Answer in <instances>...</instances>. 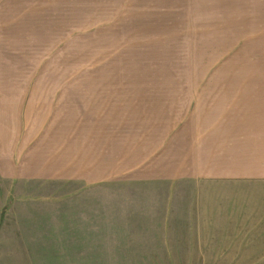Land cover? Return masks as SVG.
I'll list each match as a JSON object with an SVG mask.
<instances>
[{
	"label": "rangeland",
	"instance_id": "obj_1",
	"mask_svg": "<svg viewBox=\"0 0 264 264\" xmlns=\"http://www.w3.org/2000/svg\"><path fill=\"white\" fill-rule=\"evenodd\" d=\"M1 24L0 264H264V0H0ZM195 164L260 177L173 219L213 190Z\"/></svg>",
	"mask_w": 264,
	"mask_h": 264
},
{
	"label": "crops",
	"instance_id": "obj_2",
	"mask_svg": "<svg viewBox=\"0 0 264 264\" xmlns=\"http://www.w3.org/2000/svg\"><path fill=\"white\" fill-rule=\"evenodd\" d=\"M28 14V13H27ZM29 17V15H28ZM24 26V21L21 25V27ZM0 27H5L4 25H0ZM18 42L14 39V43ZM222 111L223 108L219 110H215L214 114L216 115V117L212 118L211 121L208 119H205L204 123L206 124H220L222 123V121H218V119L223 118L222 115ZM237 117H242L245 119L244 115H232L228 118V120L226 119V122H224V124H231L232 129L234 132H240V133H245V120L240 121H232ZM222 125V124H221ZM220 125V129L222 128V126ZM240 125V126H239ZM243 137V135H241ZM88 138V137H87ZM237 139V138H236ZM242 139V138H241ZM243 140V139H242ZM63 143V142H62ZM62 143H59L62 145ZM246 145H252V142L247 141L245 142ZM243 144V143H242ZM56 143L54 142V139L51 141L46 142V145L40 149V151L38 152L37 156L39 157H47V156H54L53 154H51L49 152V150H57L58 148L55 146ZM71 146H68L67 148V153H69ZM81 146L84 148L85 150V139L83 141L80 140V142L77 140V150L78 152H80L81 155H83V151L81 149ZM236 148H238V144L235 145ZM254 149V148H253ZM64 151V148L61 147V150L59 152L62 153ZM251 152V151H250ZM249 154H254V156H257L255 153H250ZM34 166H40L41 169L37 170V171H41L43 174H49L48 172H51L54 168L60 166V161H53V160H44L43 162H39L37 159H35L34 161ZM84 163V159L82 158V162L79 164H74L73 166L75 167H70V169H76V172L74 174H78L81 172L80 170V166L81 164ZM181 165V164H180ZM184 166H188V167H184V168H180V170H175L172 169L173 171H180L181 177L185 172L189 173L190 177H193L194 180L191 181L192 184H196V186L198 185V187H205L206 185L209 186V188L211 187V189L213 188V190H209V191H201L199 193L200 195V199L201 201H199L198 203H196V201L194 200V198L192 200H190V198L188 197H182L181 199H176L174 197V200H178L180 201L178 204H174V208H173V219H176L177 217H175L174 215H210V212L208 211V205H203L208 203V200L206 198V196H212L215 197V202L213 203L214 206L212 207L213 211H211V215H221L222 213H224L223 211H221L222 207H223V202L222 201V197L225 198H229L230 194L233 197V199L235 198V192H229V191H224L221 190V188H225L228 187V183L229 184H233L234 186H240L238 181H244V180H249V179H254L256 177H260L259 174L255 171L254 168L250 169V168H231V167H223V166H210V165H193V167L191 165H184ZM62 167H64V165H62ZM191 168V169H188ZM66 171V169L62 170V173H64ZM240 178V179H239ZM158 182L160 181H168V182H181V180L179 179H173L172 181L170 180H165V179H158ZM220 184H224V186H221ZM244 186V185H241ZM177 186H174V188H176ZM237 198V196H236ZM227 200V199H226ZM227 202V201H225ZM190 205V206H189ZM196 205V206H194ZM235 209V207H234ZM237 210V209H236ZM236 211V215H237ZM231 215H235V210H233L231 212ZM182 216H178V219H182ZM236 219H239L237 217H235ZM168 235V234H167ZM172 236H174L175 238L172 241H169V239L167 240V243H170V248H171V254H169L167 257L169 260L172 261H179V260H187V261H193L194 260V255H188V256H182L183 251L178 250V247H184L185 245L183 244L185 242V240L181 239L180 236H183V234L181 232H177V233H173ZM207 248V246H205ZM190 248V247H189ZM193 248V247H192ZM190 248V249H192ZM206 248L204 250H206ZM227 250H230V247L227 248ZM190 251V250H189ZM237 254L234 253L232 255H219L216 256L217 261H221L222 263L219 264H243V263H226V262H240L242 260H244V255H239V251L236 250ZM258 257V256H257ZM202 261H206V258H204ZM224 262V263H223ZM185 264H194V263H185ZM203 264H208V263H204Z\"/></svg>",
	"mask_w": 264,
	"mask_h": 264
}]
</instances>
